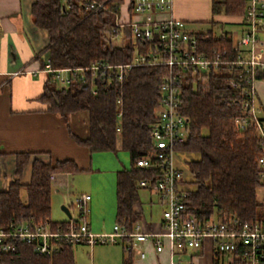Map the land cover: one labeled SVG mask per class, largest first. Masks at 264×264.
I'll return each mask as SVG.
<instances>
[{"label": "trees", "instance_id": "obj_1", "mask_svg": "<svg viewBox=\"0 0 264 264\" xmlns=\"http://www.w3.org/2000/svg\"><path fill=\"white\" fill-rule=\"evenodd\" d=\"M106 1V10H90L86 0H35L31 6L33 23L46 31L45 47L52 69L88 67L98 61L113 64L131 61L135 48L128 27L121 29V43L113 44L118 35L112 32L114 19L123 0ZM244 0H211L213 14L244 13ZM203 51H232V41L226 35L218 38L209 32L196 34ZM137 47L147 53L152 43L137 40ZM44 68V65L42 64ZM167 68L163 64L132 66L121 81L104 79L85 82L74 78L66 86L56 87L49 75L43 83L40 100L47 111L65 119L69 114L87 113L88 135L82 139L69 131L76 143L91 153L116 151L117 142L128 152L129 167L116 171L115 222L131 229L142 212L137 182L150 176L149 171L135 166V160L151 150L150 126L155 120L158 101L156 85ZM264 79V73L259 79ZM182 87L181 111L188 118V136L176 146L178 155H192L186 160L192 179L186 189L184 207L199 219L214 211L236 214L243 220L264 218V203L256 200L260 186L256 159L260 146L253 126L237 131L234 120L245 114L238 91L227 83V74L218 72L207 77L206 85L185 77ZM92 88L95 93H92ZM118 100L120 103L118 104ZM121 117L118 120V111ZM264 120V106L263 117ZM119 126L120 131H116ZM31 153H15V173L21 176ZM74 161L57 160L31 163L29 183L14 179L6 190H0V226L8 227L20 221L49 223L51 229L65 228L69 219L50 218L51 180L56 172H76ZM24 187L26 200L20 198ZM73 244L62 243L52 255H38L31 245L17 243L13 251L0 254V264H75ZM122 264H132L128 255ZM213 264H217L214 261Z\"/></svg>", "mask_w": 264, "mask_h": 264}, {"label": "built area", "instance_id": "obj_2", "mask_svg": "<svg viewBox=\"0 0 264 264\" xmlns=\"http://www.w3.org/2000/svg\"><path fill=\"white\" fill-rule=\"evenodd\" d=\"M129 9L139 19L123 20L120 11L114 19L112 32L121 42V29L128 27L135 52L130 62L113 64L98 61L88 67L52 69L48 56L44 71L53 82L68 86L74 78L121 81L135 65L163 64L165 75L156 85L158 101L154 109L155 120L150 126L151 150L135 160V166L147 170L150 176L137 182L140 188L155 195L161 206L159 229L146 226L143 217L131 229L115 223L109 233H94L88 226L91 196L82 193L70 205L78 209L62 229H51L49 223L20 221L8 227L0 226V254L13 251L17 243L32 246L38 255H52L66 244H121L131 261L143 260L144 244L149 243L156 253L167 249L169 264H182L189 250H200L209 245L213 254L226 256L227 264H264V218L243 220L233 213L213 212L206 219H199L184 207L186 189L182 169L177 164L176 146L188 136V118L181 111L182 87L185 77L206 85L210 74L225 72L227 83L238 91V102L245 114L234 120L237 131L253 126L260 146L256 164L260 186H264V120L263 105L257 98L256 83L264 73V42L258 33L264 31V0H244L243 29L231 40L232 51H203L196 34L185 29L184 22L175 19H158L153 13L171 8L172 0H129ZM90 10H106V1L86 0ZM137 40L153 44L146 52L138 49ZM92 93L95 90L92 88ZM118 104L120 100L117 101ZM118 120L121 111L117 114ZM119 132V126L116 127ZM57 173L50 176L51 183ZM69 205V206H70ZM71 207V206H70ZM141 211V210H140Z\"/></svg>", "mask_w": 264, "mask_h": 264}, {"label": "crops", "instance_id": "obj_3", "mask_svg": "<svg viewBox=\"0 0 264 264\" xmlns=\"http://www.w3.org/2000/svg\"><path fill=\"white\" fill-rule=\"evenodd\" d=\"M34 1L0 0V190H6L17 178L23 185L29 183L31 163L34 159L43 162L69 159L79 168L76 172L92 171L94 153L76 143L69 134L71 131L79 138L87 137V113L75 112L63 119L47 111L45 104L40 100L43 83L49 76L42 67L47 56L44 49L48 44V36L45 30L37 27L32 21L31 6ZM129 2L123 0L119 6L121 19H139L140 16L129 9ZM153 17L179 19L184 22L187 31L194 34L209 32L215 38L226 35L233 40L243 29V13L213 14L211 0H172L170 9L153 13ZM259 33L264 34V31ZM263 54L264 50L259 51V56ZM256 93L264 106V79L257 81ZM24 151L30 152L31 155L21 176H18L15 173V153ZM56 173V179L51 183V198L52 193H62L67 189L70 175L73 174ZM22 192L26 196L24 187L20 189V198ZM155 200L157 202L156 197ZM91 202L92 197L89 204L91 214L87 220L89 229L93 231L95 225ZM149 202L152 203L151 197ZM66 206L70 208L68 204ZM159 207L162 209L160 205ZM135 209L141 210L139 203L135 205ZM160 220L161 214L150 218L149 221L143 219L146 226L153 229H159ZM144 249L145 258L132 264H169L167 249L158 254L149 243L144 244ZM184 258L185 262L182 264L228 262L226 256L213 254L209 245L200 250H189Z\"/></svg>", "mask_w": 264, "mask_h": 264}, {"label": "rangeland", "instance_id": "obj_4", "mask_svg": "<svg viewBox=\"0 0 264 264\" xmlns=\"http://www.w3.org/2000/svg\"><path fill=\"white\" fill-rule=\"evenodd\" d=\"M259 39L264 41V34H258ZM113 44H120L117 39L111 40ZM55 83V82H54ZM56 87L62 86L55 83ZM116 151L94 152L92 171L84 173V171L73 172L69 178L67 189L62 193H52L50 217L54 221L67 219L66 214L61 209L62 205H70L77 196L82 193L89 194L92 197L91 205L93 206V223L94 233H109L113 230L115 222L116 200H115V183L116 170L129 167L128 152L123 150L117 142ZM192 155H179L176 162L182 169L183 177L188 182L192 179V175L188 170L186 160ZM190 187V184L187 183ZM139 205L142 210V217L146 221L150 218H156L161 214V209L155 200V195H151L148 190L140 188ZM63 194V195H62ZM24 192L21 193V199L25 200ZM152 198V203L149 198ZM256 200L264 203V186H258L256 189ZM90 204V202H89ZM151 204V206H150ZM70 213L76 215L78 209L74 205H70ZM90 210V205H88ZM89 211V216H90ZM88 216V218H89ZM121 244H95L92 247L88 244H75L73 246V255L75 264H122V256L125 255Z\"/></svg>", "mask_w": 264, "mask_h": 264}, {"label": "water", "instance_id": "obj_5", "mask_svg": "<svg viewBox=\"0 0 264 264\" xmlns=\"http://www.w3.org/2000/svg\"><path fill=\"white\" fill-rule=\"evenodd\" d=\"M61 209L63 210V212L66 214V216H67L68 218L71 217L70 211H69V209H68L67 206L62 205V206H61Z\"/></svg>", "mask_w": 264, "mask_h": 264}]
</instances>
